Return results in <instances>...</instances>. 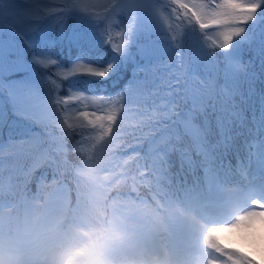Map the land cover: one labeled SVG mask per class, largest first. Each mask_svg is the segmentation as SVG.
<instances>
[{"label":"trees","instance_id":"16d2710c","mask_svg":"<svg viewBox=\"0 0 264 264\" xmlns=\"http://www.w3.org/2000/svg\"><path fill=\"white\" fill-rule=\"evenodd\" d=\"M14 1L15 12L13 15L3 13L4 27L0 32L5 48L4 86L0 89V141L4 145L0 151V197L4 203H16L24 196L28 209L34 211L40 201L62 183L67 202L70 203L72 195L76 199L74 225L86 233L83 237L86 240L106 232L102 218L106 208L104 201L108 198L118 202L126 192L135 199L141 194L149 203L160 206L161 213H164L171 204H184L186 187L201 197L204 191L200 167H209L205 162V152L213 161L210 172L224 188L248 186L250 190L261 184L263 172L259 155L264 153V133L259 131V118L264 102V66L258 53L264 44V23L257 24L247 34L248 40L238 46L233 60H225L219 49H215L217 55L214 58L205 59L191 40L185 39L182 48L171 42L163 21V27L158 28L154 22L135 24L129 22L123 13H112L111 6L115 0ZM198 2L209 4L218 3L219 0ZM73 4L80 5L84 10L65 11L60 15L61 7L67 9ZM172 7L171 0H161L162 14L170 16ZM85 16L94 20L95 25L85 23ZM111 16H114L113 20ZM11 19L10 23H4ZM138 24L148 26H140L137 31ZM61 26L64 30L63 40L59 33ZM184 26L183 17L179 21L173 19L171 31L179 34ZM42 27H47L48 31L43 37L36 36V39L51 47L63 65H70L81 55L79 49L68 40L74 32L91 33L96 38L103 34L111 36L114 43H119L118 33L122 32L126 39L131 28L134 33L131 52L138 53L146 45L159 50L158 57L139 68L136 64H143V61L139 55H135L126 68L103 83H90L91 78L88 77L74 78L85 91L113 95L123 92L122 99L127 102V110L119 120L113 137L99 143L95 136H86L83 140L79 135L60 138L59 129L55 126V110L42 103L45 93L55 94L54 86L47 78L52 76L58 79L54 67H35V84L24 82V73H9V60L30 58L31 50L25 46L21 36H35ZM192 27H197L194 22ZM207 31L213 33V38L219 39L218 29ZM177 51L180 55H177ZM9 52L12 55H8ZM113 55L109 45L101 44L87 51L85 59L107 63ZM182 58V70L187 69L192 61L197 65V74L190 80L193 93L196 89L204 92L195 109L191 96L186 99L182 89L175 90L181 87L173 77L176 69L181 67ZM233 72L237 74L235 80ZM185 78H188L186 72ZM170 80L173 83L171 89L168 87ZM71 82H62L60 97L68 95ZM69 104L67 115L70 118L77 117L79 111L84 110L106 113L111 107L99 98L89 101V108L83 104L77 107L72 101ZM172 107L177 114L173 117L176 123L148 119L153 113ZM189 113L194 119L186 129L183 121L188 120ZM45 125H48L47 129ZM196 136L201 139H196ZM120 142L127 146L123 152L118 151ZM64 145L66 149L61 147L60 151H56L58 146ZM153 146L156 148L151 154ZM149 153L152 156L150 161ZM111 158L119 162V168L123 167L124 172L125 168L133 172L141 169L144 182L138 186L126 172L123 177L100 178L112 162ZM85 170L92 171L98 185L90 183L82 175ZM5 179L8 180L7 187L4 186ZM64 209V206L57 207L54 215L63 214ZM17 214V206L0 212V234L4 237L10 218ZM240 230L241 246H249V251L254 253L251 255L254 264H264L261 242L254 241L252 235L248 236L247 230ZM67 246L72 247L70 243Z\"/></svg>","mask_w":264,"mask_h":264},{"label":"snow or ice","instance_id":"6c2138e0","mask_svg":"<svg viewBox=\"0 0 264 264\" xmlns=\"http://www.w3.org/2000/svg\"><path fill=\"white\" fill-rule=\"evenodd\" d=\"M3 3L4 0H0V32H2L3 24ZM126 0H118V3L114 6L116 8L124 7ZM161 0H151V4L146 0H131L128 5L135 7L140 19L142 20L144 15L151 14L153 22L158 28H162L163 25H167L164 30L167 32L168 38L171 42L182 48L185 43V39L191 40L198 48L201 56L205 59L214 58L217 53L215 49L220 50L225 60H233L237 54L238 46L248 40L252 29L259 23H264V0H219L218 3H199L198 0H191V2H185V0H171V15H164L160 12V9L156 5L160 4ZM77 9L83 11L78 4H73L67 11H76ZM66 9L61 7L59 9L60 15L65 13ZM183 17L185 26L180 29L179 34L171 31L172 20L179 21ZM85 23H89L90 26L95 25V21L90 17H83ZM163 21V25H161ZM197 26L192 27V24ZM251 25L252 27H248ZM102 26V25H101ZM141 25H137V31ZM179 28L180 26L177 25ZM197 28L199 31H197ZM208 29H218L217 33L219 39L213 38V33L208 32ZM48 31L47 27H42L38 30L35 36L25 37L21 36L26 47L31 51L29 53V59L23 61L9 60L8 69L10 74L24 73V82L28 84H35L36 79L34 75V68L40 67L48 69L54 67L56 70L57 78L52 76L47 77L49 82L54 86L55 94L45 93V98L42 103L49 108H53L56 114L55 126L59 129L60 138H71L79 135L81 140L86 136H95L97 143L105 141L107 138L113 137L115 131L119 127V120L123 113L127 110V102L122 99L123 92L116 93L115 95L110 93H95L91 91H85L79 86V81L75 80L76 77H88L90 83L106 82L117 74H119L124 68H126L130 59H133L135 55H139L143 64H136V67H142L152 60L158 57L159 50L154 46L146 45L140 49L138 53L130 51V45L133 42V31L131 28L128 30V37L125 39L122 32L118 33L119 43H114L111 36L100 35L99 38L94 37L91 33H73L68 37L69 43L74 44L80 51L81 55H78L70 65L60 64L55 52L46 43L36 39V36L43 37ZM61 40L64 39V30L61 26L59 29ZM19 34V31H17ZM243 38V39H237ZM235 40V44H234ZM101 44H107L110 46L111 51L114 53L111 60L107 63H101L97 61H88L85 59V53L93 48L100 46ZM87 46V47H85ZM231 49V51H229ZM8 55H12L11 52ZM177 55L180 52L177 51ZM261 59L262 66H264V44L261 45L258 53ZM173 61V65H175ZM184 61L181 59V67L176 69V74L173 80L180 88L176 91L183 90L185 98L189 96L193 98V108L197 106V101L202 99L204 92L200 89H196L195 94L192 91L193 86L190 80L195 78L197 74V65L195 61L189 63L187 69H183ZM4 70H5V48L3 40L0 39V89L4 86ZM185 72L187 79L185 78ZM237 74L232 73V77L235 80ZM63 81H72L68 88V95L60 97L59 91L63 87ZM12 82H9L11 86ZM168 87L171 89L173 83L170 80ZM101 99L106 104H110L111 107L106 113L91 110L79 111L78 116L70 118L67 112L70 110L69 102L77 104H83L85 108H89V101L95 99ZM171 103V101H169ZM177 114L175 108H165L160 113H153L148 117L149 120H158L161 123L164 121H172ZM188 120L183 121L185 128L191 124L194 117L189 113ZM48 125H45V129ZM85 129L95 130L94 132H86ZM259 131L264 133V102H262L261 113L259 118ZM11 139V137H10ZM196 139L201 137L196 136ZM3 142L0 141V151L3 150ZM61 147L66 149V145L58 146L56 151H60ZM95 147V145H93ZM75 150V146H74ZM205 162L209 165L205 170L210 172L211 164L213 161L210 159L209 153L205 152ZM90 183L97 184L98 180L94 176L91 170H85L82 172ZM190 193H194L189 191ZM192 199H196L197 195L193 194ZM244 198L256 206V209L243 212L236 215L234 222L227 223L215 220L207 228L203 234L204 248L212 250L218 257H223V260L207 259L206 264H254L249 256H245L243 253H239L233 249L220 246L219 239L217 237L218 232H230L233 229H245L248 236L254 233L255 225L259 222L264 225V182L258 186L248 190L244 194ZM17 206V203H4L3 198L0 197V212L5 209H12ZM238 207V205H237ZM224 214H227L226 212ZM245 238H248L247 236ZM212 252H208L207 256H211ZM12 256H18L22 260V264H32L31 262V248L27 246L22 240H13L11 237L6 238L3 234H0V264Z\"/></svg>","mask_w":264,"mask_h":264},{"label":"rangeland","instance_id":"374dc122","mask_svg":"<svg viewBox=\"0 0 264 264\" xmlns=\"http://www.w3.org/2000/svg\"><path fill=\"white\" fill-rule=\"evenodd\" d=\"M149 5L151 4V0H146ZM118 3V0H115L112 7V13H123L125 18L129 22H133L137 24L138 22L147 23V22H153L151 14L144 15L143 19H140V16L136 10L135 7L128 6L131 3V0H126L125 6L121 8H116L115 11L114 6ZM3 13L9 14L12 13V15L15 12V1L14 0H4L3 3ZM10 7V8H9ZM158 9L161 10V3L156 5ZM69 8V7H68ZM67 8V9H68ZM66 9V11H67ZM104 13V12H103ZM102 13V14H103ZM5 16V15H4ZM115 16V15H114ZM114 16H111V20L114 19ZM99 18V17H97ZM5 21L4 23L8 24L12 21ZM162 23V21H161ZM141 27H146L148 25L145 24H139ZM94 131V130H93ZM119 152H123L126 150L127 146H125L123 143H118ZM260 161L262 163V166L264 168V154H260L259 156ZM112 159V158H111ZM113 162V165H112ZM112 162H110V165L107 167V169L103 172L102 175H100V178L107 176L111 178H115L118 176H124L125 172L127 174L132 173L133 171L128 170L125 168V172L123 167L119 168V162L117 160L114 161L112 159ZM121 179V178H120ZM138 180V179H137ZM204 182H205V188L209 189L210 196L209 198L204 201H209L212 204L210 206H206L205 208H199L197 206V201L187 200L185 206L183 209L175 210L171 209L172 211L166 216V218L163 220V222L160 221V217L155 211L149 210L146 208L145 213L143 215H139V213L136 210L135 204H133L132 199L128 196H125L123 201L118 206H112L114 209L113 213L111 214V218L109 219V230L107 232L108 236L104 235L103 237L100 234H97L94 238H91L87 240L86 242H83L84 235H77L78 232L74 231L72 234H70V237H76L77 245L75 246L77 249H83V251H79L81 254L79 256H76V258L73 261V264H98L97 259L100 256H106L108 259L117 258L119 259V256L122 255V253L127 254L132 248H134V244L136 242V237L131 240V237L134 238V235L136 233L144 234L146 233L147 228H149V231L147 234L152 232L154 228L160 227L161 225H164L166 222L168 225H170V228L176 227L180 223L187 222L192 216L199 217L201 219V223L205 225L204 232L207 230V228L211 225L208 219H211L212 217H215L214 215H218L217 220L222 222L231 223L234 222L235 216L242 214L243 212L234 213V209L238 207L240 208H250L246 211L251 210H259L256 209V206L249 203L248 200H246L242 195L245 194L246 190L243 191H229L232 195H229V199H231L229 205L225 208L227 210V214L222 213L221 208L217 209V205L220 203H223L222 200L227 197V191L220 192V187H218L215 184V179L213 174H210V176L206 175L204 176ZM7 179L4 181V186H6ZM55 194H53L54 198L49 202V204L46 205L45 215L48 217V213L50 209L55 204H60L64 200V188H55ZM226 193V194H225ZM65 202V201H64ZM199 203V202H198ZM192 205L195 207H192ZM142 203L138 204V207L142 209ZM194 210V215H191V211ZM218 210L221 213H217ZM244 211V212H246ZM186 212L189 213V215H184L183 213ZM215 221V220H213ZM151 223H153L151 225ZM40 225V223H36V225ZM181 226H179L180 229ZM52 230H55V228H52L49 230H42L39 232V227L35 230L36 231V243L32 242V236H30V240L32 244H38L40 243ZM241 230L240 229H233L230 230V232H218L216 235L219 239L220 246H223L225 248L233 249L239 253H243L245 256L254 255V253L249 251V246L244 245V247L241 246L240 238H241ZM80 234V232H79ZM153 234V232L151 233ZM59 236V234H58ZM262 236H264V225H261L259 222L256 223L254 233L252 234V239L254 241H262ZM121 239V240H120ZM127 241V242H126ZM199 253L200 255L195 259H190L186 262V264H206L207 259H215V260H223V257H218L217 254L212 252V250L204 248V242L199 247ZM208 252H212L211 256H207ZM91 253V254H90ZM251 259V258H250Z\"/></svg>","mask_w":264,"mask_h":264},{"label":"clouds","instance_id":"9594fccd","mask_svg":"<svg viewBox=\"0 0 264 264\" xmlns=\"http://www.w3.org/2000/svg\"><path fill=\"white\" fill-rule=\"evenodd\" d=\"M261 245L264 248V236ZM80 254L78 251L69 253L58 239L55 230H52L31 249V262L32 264H73L75 257ZM3 264H22V260L18 256H12Z\"/></svg>","mask_w":264,"mask_h":264},{"label":"bare ground","instance_id":"6f19581e","mask_svg":"<svg viewBox=\"0 0 264 264\" xmlns=\"http://www.w3.org/2000/svg\"><path fill=\"white\" fill-rule=\"evenodd\" d=\"M151 224H153V223H151ZM181 228V227H180ZM135 236V235H134ZM121 240V239H120ZM127 242V241H126ZM91 254V253H90ZM188 264H189V262H188ZM191 264V263H190Z\"/></svg>","mask_w":264,"mask_h":264}]
</instances>
